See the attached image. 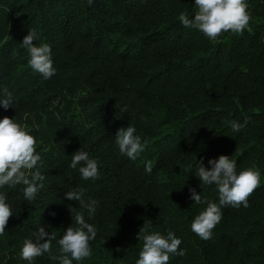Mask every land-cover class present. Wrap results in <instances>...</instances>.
I'll return each instance as SVG.
<instances>
[{
    "label": "trees",
    "instance_id": "1",
    "mask_svg": "<svg viewBox=\"0 0 264 264\" xmlns=\"http://www.w3.org/2000/svg\"><path fill=\"white\" fill-rule=\"evenodd\" d=\"M247 3L243 34L210 40L180 21L194 18L195 0H0V89L13 96L10 108L0 105V119L36 138L41 161L32 171L45 176L32 201L22 184L0 189L13 211L0 264H29L20 252L40 225L56 239L33 264H59L50 256L72 224L69 206L79 208L65 197L76 188L85 202H98L92 218L85 212L97 237L91 257L73 264H136L137 236L149 220L150 232L171 230L182 240L186 254L168 264H264V0ZM30 27L39 34L33 44L52 49L49 80L20 45ZM229 121L247 123L233 132ZM128 124L147 141L136 160L115 143ZM81 147L98 160L99 179L83 180L82 164L69 167ZM220 155L236 160L237 173L259 170L260 186L247 207L222 206L204 240L191 223L207 204H195L189 190L219 204L216 186L202 187L195 173L199 161L207 168Z\"/></svg>",
    "mask_w": 264,
    "mask_h": 264
},
{
    "label": "clouds",
    "instance_id": "2",
    "mask_svg": "<svg viewBox=\"0 0 264 264\" xmlns=\"http://www.w3.org/2000/svg\"><path fill=\"white\" fill-rule=\"evenodd\" d=\"M196 13L193 19L181 14L180 21L185 27H192L203 32L210 40H216L222 33L229 31L243 34L251 19L248 11L247 0H195ZM39 39V34L34 28H29L24 36L21 47L27 49L31 68L40 73L45 80H49L55 74L53 67L52 49L49 44L42 43L39 46L33 41ZM0 105L4 109L11 107L13 103L12 93L7 87L0 89ZM233 132L240 131L244 124L237 121H229ZM135 126L128 124L121 127L115 134V143L118 145L121 155L132 160L144 151L147 141L136 135ZM36 138L29 133L26 126L17 123L14 119L5 116L0 119V189L14 188L24 185L23 196L25 200L32 201L37 193L44 187L45 176L39 170L32 171L41 161V156L36 151ZM83 180H96L100 177L99 162L90 158L88 152L81 147L72 154L69 167L76 169ZM210 167H205L203 161H199L195 175L201 181V186L215 185L218 191L219 204L209 202L202 198L201 193L190 189V199L199 205L206 203L204 211L195 216L191 223V230L201 239L212 238V231L222 219V206L244 207L248 206V197L260 186L261 173L252 167H248L237 173V162L227 155H220L218 159L208 161ZM145 171L151 173L152 164L149 162ZM30 177V178H29ZM83 190L76 188L65 193L67 200L79 203V208L69 206L72 215V224L64 231L59 239L57 255L50 258L57 260L59 264H73V261H83L91 257V242L97 237V229L94 225L85 221V212L89 218L95 215L97 201L85 202L82 199ZM54 215V213H52ZM13 216L12 205L7 201L6 192L0 191V236L4 235L9 218ZM74 221V225H73ZM150 220L140 228L137 239L143 240V246L139 252L136 264H168L170 256H184L186 250L180 249L181 238L169 230L166 235L159 231H149ZM34 239H25L20 252L22 259L33 264L36 257L43 253L52 252V240L56 237L40 225L33 233Z\"/></svg>",
    "mask_w": 264,
    "mask_h": 264
}]
</instances>
